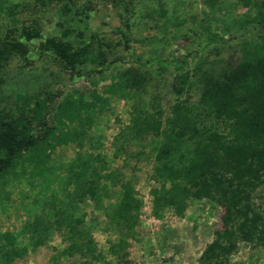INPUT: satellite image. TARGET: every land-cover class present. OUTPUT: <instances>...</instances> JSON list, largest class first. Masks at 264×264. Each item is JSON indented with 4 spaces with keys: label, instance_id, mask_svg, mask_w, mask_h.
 <instances>
[{
    "label": "rangeland",
    "instance_id": "1",
    "mask_svg": "<svg viewBox=\"0 0 264 264\" xmlns=\"http://www.w3.org/2000/svg\"><path fill=\"white\" fill-rule=\"evenodd\" d=\"M3 1L4 6L24 5L13 16L0 9V40L16 37L21 26H35L38 33L24 42L25 54L13 53L4 64L0 112L26 125L37 141L32 146L36 158L22 152L11 170L0 176V232H9L15 244H24L20 225L38 212L30 204L33 193L41 188L57 193L65 177L60 163L75 153H98L112 173L103 179L109 189L119 194V183L129 179L141 201L133 232L125 236L124 264H200L199 253L221 226V208L205 198L193 199L181 216L165 208L158 218L153 217L148 195L154 185L150 179L152 143L148 136L142 147L130 140L114 156L113 137L130 123L132 105L148 108L154 94L166 111L175 99L170 84L176 70L168 66L156 72V63L143 64L147 58H183L181 70L197 64L186 92L192 101L209 76L237 60L241 36L255 38L256 32L264 30V22H254L253 9L236 0H218L212 9L203 0ZM210 33H215L214 42L204 45ZM47 38L67 43L69 51L88 45L95 60L65 67L46 46ZM117 73L133 78L124 98L111 92ZM32 161L43 162L40 173L30 170ZM253 201L261 205L264 191L258 189ZM81 210L101 254L94 264H119L107 251L118 234L105 227L101 211L90 203ZM63 246L52 234L44 245L14 259L13 264H81L83 257L78 254L58 256ZM228 261L264 264V243L238 241Z\"/></svg>",
    "mask_w": 264,
    "mask_h": 264
},
{
    "label": "trees",
    "instance_id": "2",
    "mask_svg": "<svg viewBox=\"0 0 264 264\" xmlns=\"http://www.w3.org/2000/svg\"><path fill=\"white\" fill-rule=\"evenodd\" d=\"M217 1L203 0V3L212 9ZM236 1L248 10L253 9L254 22H264V0ZM3 3L0 0V9L10 16L24 5L23 2L6 6ZM37 33L35 26H21L16 37L0 40V85L9 56L25 54L24 42ZM214 36L215 33H210L204 45L214 42ZM46 43L65 67L74 68L95 60L96 54L91 53L88 45L69 51V45L63 41L47 38ZM185 62L183 58L160 57L144 61L143 64L156 63V72L168 66L176 70L170 84L175 99L166 111L154 94L149 98L148 108L132 105L130 123L123 125L113 137L116 143L113 155L130 140H136L142 147L148 136L152 143L150 179L154 185L148 189L152 216L158 218L165 208L181 216L193 199L214 202L221 208V226L204 245L198 261L231 264L228 255L238 241L250 245L264 243V201L261 205L253 201L258 189L264 191V30L256 32L255 38L241 36L237 60L209 76L192 101L186 92L192 86L190 78L198 65L189 69L192 72L181 70ZM115 76L111 92L124 98L134 84L133 78L125 73ZM36 141L37 136L26 125L0 112V176L11 170L20 153L26 152L34 158L32 146ZM41 166L43 162L32 161L30 170L40 173L44 168ZM59 166L65 177L57 193L41 188L31 196L30 204L38 212L20 225L25 243L15 244L13 234L0 232V264H13L14 259L44 245L52 234L64 243L56 252L58 256L78 254L83 257L81 264H94L101 254L96 251L90 223L81 210L87 203L101 211L105 227L118 234L108 244L107 251L119 264H124L125 236L132 234L141 205L131 181L125 179L119 183V194L111 191L103 179L112 173L98 153H75L71 160ZM104 199L111 201L104 204Z\"/></svg>",
    "mask_w": 264,
    "mask_h": 264
}]
</instances>
